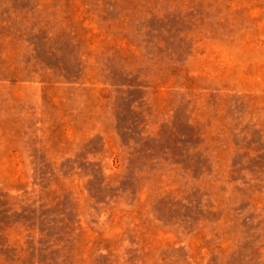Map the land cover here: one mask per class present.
Returning <instances> with one entry per match:
<instances>
[{
  "label": "rangeland",
  "instance_id": "374dc122",
  "mask_svg": "<svg viewBox=\"0 0 264 264\" xmlns=\"http://www.w3.org/2000/svg\"><path fill=\"white\" fill-rule=\"evenodd\" d=\"M0 264H264V0H0Z\"/></svg>",
  "mask_w": 264,
  "mask_h": 264
}]
</instances>
